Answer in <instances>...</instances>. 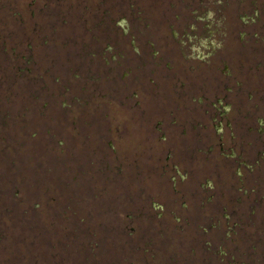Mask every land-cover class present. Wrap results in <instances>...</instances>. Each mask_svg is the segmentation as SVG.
Wrapping results in <instances>:
<instances>
[{"label": "rangeland", "instance_id": "374dc122", "mask_svg": "<svg viewBox=\"0 0 264 264\" xmlns=\"http://www.w3.org/2000/svg\"><path fill=\"white\" fill-rule=\"evenodd\" d=\"M243 1L179 0L186 21L181 29L174 30L182 36L183 55L195 60L211 54L205 59L210 67H198L205 74L207 88H216L215 79H225L233 70L228 51H218L219 46L231 40L230 33L235 31L237 39L231 40V45L237 47L239 42L247 46L252 35L240 38L239 30L244 27L239 23L259 9L256 5L261 0H250L255 4L250 8L241 5ZM136 2L0 0V264H147L148 254L168 251L166 243L172 244L168 236L172 235L173 243H177L179 224L186 223L188 211L196 212L191 201L185 203L180 198L178 190L185 186L181 197L188 198L190 193L202 197L203 176L195 175L179 183L180 188L178 183H170L174 172L165 170L168 176L163 172L165 168L158 169L157 164L166 151L164 142L159 140L163 134L175 147L174 139L184 144L193 141L171 134L177 132L176 128L167 132L158 125L166 118L153 119V125L160 129L153 136L151 126L139 119L140 110L145 108L142 102L137 103L136 96H140L143 87L151 89L149 80L154 79L164 53L158 49L155 33L146 28L144 20L148 17L135 9ZM143 4L147 14L154 15L156 8L150 7L151 0H143ZM229 18L239 28L230 29ZM213 56L221 59L217 66ZM168 63L165 60L164 65ZM189 69L183 71L187 76ZM244 71L246 79L252 78V70ZM248 81L229 86L241 92ZM253 84L254 90L246 87V94L261 100L254 99L255 105L250 104V109L243 111H256V105L264 110V81ZM103 96L125 99L128 108L124 115L113 102L98 105ZM239 100L242 99L225 98L222 107L216 106L222 109L230 104L229 111H239L243 118L246 114L237 106ZM118 113L121 117H117ZM221 119L217 116L215 122ZM171 120L186 129V119ZM252 121L253 132L244 133L243 140L253 139L252 156L256 159L263 148L257 143H264V121L258 122L257 117ZM194 131L204 138L202 147L210 148L206 142L208 132L199 128ZM139 157L149 164L147 171L152 172L144 183L135 168ZM184 164L187 163H180V170H186ZM207 177L215 183L214 174ZM123 191L131 200L139 196L140 202L151 201L148 206L155 203L164 207V211L151 214L153 229L142 224L136 235L117 229L123 219L115 208ZM198 205L201 206L197 204L196 210L200 211ZM143 209L138 212H147ZM193 219L197 225L200 223L196 216ZM252 222L249 230L264 229L263 216H256ZM200 224L206 223L202 220ZM168 228L170 234L166 233ZM117 239H121L120 244ZM210 240L206 246L197 241L192 264H218L219 256L224 262L219 245ZM118 247L125 253L121 252L122 259L113 262L117 253L113 251ZM232 249L231 255H236L239 249ZM253 254L254 257H244L240 264H264V244ZM209 257L212 259L208 261ZM174 260V264H185L177 257ZM228 261L237 263L231 257Z\"/></svg>", "mask_w": 264, "mask_h": 264}, {"label": "flooded vegetation", "instance_id": "af4514ba", "mask_svg": "<svg viewBox=\"0 0 264 264\" xmlns=\"http://www.w3.org/2000/svg\"><path fill=\"white\" fill-rule=\"evenodd\" d=\"M178 3L179 0H151L150 7L154 6L156 8L154 15L147 14V7L144 6L143 0H137L134 4L138 14L148 17V20L143 19L144 22H147L146 28H150L155 33L157 42L160 43L158 49L164 53V60H161L163 58L160 59L162 64L157 67L154 79L149 80L151 89L143 87L140 96L137 95L136 97L138 99L137 103L141 104L142 102L141 105L145 108L144 111L140 110L142 118L139 119L142 123L151 126L149 129L152 136L160 130L157 125H153V119L158 121L157 119L162 117L166 118L165 121L157 123L163 129L169 132L172 131V127L176 128L177 132L173 131L170 133L178 135L177 137L179 135L182 137L186 136L187 139L193 141L192 143L186 142L185 146L178 139H174L177 142L175 147V144H171L167 134H163L159 140L164 142L166 154H162L163 159L158 161L157 164L159 165L158 169L165 168L163 170L165 173L166 171L174 172L175 175L172 176L170 183L174 182L176 186L178 183L180 188L182 185L179 183H183L187 179H193L195 175L203 176L202 185H200L203 196L199 198L190 193L188 198H185L181 197L184 196V189L182 188H185V186L178 190L180 198L185 199V203L191 201L194 205L193 210L196 212L192 214L188 211V215L185 218L186 223L179 224L180 231L177 232L180 233V237L177 239V243H173L174 238L171 237L172 235L168 236L172 240V244L167 242V246L166 244L164 245L168 248V251H165V253L155 251L151 255L148 254L146 258L148 259L147 264H174L176 262L174 260L175 257H177L178 261L185 262V264H192L195 260L193 253L197 246V241L202 242L206 246L209 244V242H206L210 238V241H213L215 245H219V253L225 258L224 262H222L219 256L216 261L218 264H229L228 258L230 257L231 260L235 259L236 264H240L244 257L249 255L254 257L253 251L259 245L264 244V229L260 231L249 230V228H253L252 221H254L256 216H263L264 220V143H257L258 146L263 148L258 157L254 159L252 156L254 151L253 139L251 138V141L246 142L243 140L244 133L253 132L251 127L253 118L257 117L258 122L264 121V110L259 105H256L258 107L256 111H243L250 109V104L255 105L254 99L261 100L246 94L248 92L246 87L249 88V91H252L254 90L253 83L260 84L264 81V38L261 37L264 35V0H261L256 5L259 9L254 11L255 13L251 17L245 16L247 19L243 18L244 20L240 18L242 23L239 24L244 27L239 30L240 38L252 33L251 37L247 39V46L240 42L238 47L231 45L233 42L231 40L237 39L234 35L235 31L230 33L232 34L228 39H231L230 41L225 43L224 46H219L218 51H220V54H226V51H228L230 59H233L231 64L233 70L226 75L228 77L225 79L220 76V78L217 77L215 79L217 83L214 85H218L214 89L205 86V74L202 72V68H198L202 67V65L203 67H210L211 63L205 61V59L206 57H211V54L203 57L199 56L192 60L186 58L181 51L182 36L175 33L174 29L178 30L183 27L186 21V12L181 13L179 6L181 2ZM241 5L250 8V6L253 7L255 4L250 3V0H244ZM141 7L144 8L141 9ZM227 21L230 29L232 26L234 28L237 26L232 18ZM237 27L239 28V26ZM230 29H228V32H230ZM148 43L152 45L151 42L148 41ZM134 51L136 53V50ZM231 54H233L232 57ZM219 57H212L216 58L215 66L221 62ZM165 60L169 61L166 65H164ZM187 67L190 68L191 72L188 76L183 72ZM244 70H252V78L246 79L247 75L245 76ZM166 72L170 75H167ZM241 80H244V84L249 80V85H244L243 91L241 90L240 92L238 89L234 91L233 86H229L230 84L238 85V81ZM153 89H155L157 94H154ZM233 94L235 96H232ZM256 95L261 94L258 93ZM225 98L228 101L231 98H235V100L241 98L242 100L241 102L240 100L238 101L240 104L237 106L246 115L241 118L239 111L233 113L229 111L230 104H227V108L220 109L219 107H222ZM99 99L98 105L100 106L103 101L109 105L112 102L115 103V107L122 110L121 115H124V109L128 108L126 107L125 99L117 101L109 96H103ZM216 104H219V107ZM217 116L222 118L218 123L215 122ZM117 117H121L119 113ZM174 118L186 119L183 121L186 129L182 130L181 127H178L176 125L177 122L171 120ZM178 123L180 124L181 122ZM195 128H199L201 132L203 130L208 132L206 142L210 148L204 145L208 149L207 151L201 144L204 138L196 136ZM261 138L264 140V132ZM256 139L257 141L259 140L258 138ZM179 143L182 144L178 145ZM190 149H192L194 154H191ZM138 161L139 163L135 168L144 177L143 183L147 182V180H150L148 177L152 176V172L149 173L147 171L149 164L146 161H141L140 157ZM183 162L187 163L183 166L186 170H180V163ZM182 171H184V174H182ZM213 174L214 184L208 180L212 178L207 177ZM166 175L168 174L166 173ZM206 182L208 184H206L207 187L205 188L204 183ZM257 195L260 196L257 197ZM133 199L131 200L125 191H123V195L119 193V198L117 199L118 207L115 208L117 209L115 212L123 219V224H119L117 229L122 228L126 232L129 231L131 235H136L135 231L142 224L146 229H153V227H150L151 223H153L151 214L156 213L155 211L157 210L164 211V207L155 203L148 206L151 201L143 200V202H140L139 196H134ZM259 202L261 203L259 204ZM137 203L139 204L137 205ZM140 203L143 204L140 205ZM197 204L201 205H198L200 211L196 210ZM182 206L185 207L186 204L183 203ZM141 208L147 209V212L143 209L144 211L139 213L138 210ZM194 216L198 218V222L201 223L204 220L206 224L198 223L197 225L193 219ZM138 223L139 225H137ZM169 231L168 228L166 233L170 234ZM187 231H189V235H185ZM150 232H153V230ZM116 242L120 244L121 239H117ZM234 246L239 250L235 252L236 255H231L232 247ZM113 252H117L113 262L122 259L121 252L125 253L119 247ZM164 256L168 257L169 260ZM211 259L212 257H209L208 261ZM108 261L112 262V259H108ZM108 264L110 263L108 262Z\"/></svg>", "mask_w": 264, "mask_h": 264}]
</instances>
